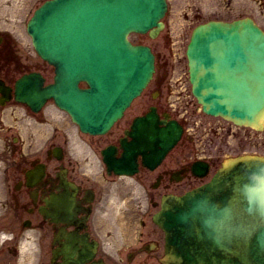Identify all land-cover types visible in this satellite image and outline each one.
Returning <instances> with one entry per match:
<instances>
[{"label": "water", "instance_id": "95a60500", "mask_svg": "<svg viewBox=\"0 0 264 264\" xmlns=\"http://www.w3.org/2000/svg\"><path fill=\"white\" fill-rule=\"evenodd\" d=\"M234 23L195 30L192 78L204 108L254 125L264 120V33L249 19ZM96 62L110 79L111 66L102 58ZM115 84L110 82L114 92ZM156 217L175 255L170 264H264V158L228 160L209 182L163 200Z\"/></svg>", "mask_w": 264, "mask_h": 264}, {"label": "flooded vegetation", "instance_id": "af4514ba", "mask_svg": "<svg viewBox=\"0 0 264 264\" xmlns=\"http://www.w3.org/2000/svg\"><path fill=\"white\" fill-rule=\"evenodd\" d=\"M7 43L8 39L4 36L2 41L0 40V80L6 85L11 84L17 75V71L19 72L25 67L18 59L5 55ZM0 128L4 129L2 124H0ZM10 130L9 127H6L4 137L0 139V148L4 151V153L0 152V164L6 176V186L3 189L5 197L3 201L0 199V207L3 208V213L0 215V225L6 226L10 230L15 243L14 247L10 245L5 247L8 255L4 264H19L17 241L25 235L26 230L32 234L33 238H36L35 231L39 233L38 264H61L64 262L62 254L55 258L52 256V247L57 245L52 243L54 223L50 217L45 218L40 210V206L44 204L41 200L43 186L36 189L35 184L29 185L28 179L25 177L27 171L36 164L35 151L25 150L19 140L9 135ZM220 130L221 142L228 146V140L227 138L224 140V134L229 135V127L223 125ZM230 135L234 143L240 147L246 143L245 138L254 142L258 133L237 129ZM40 160L46 164L44 186L47 193H50L52 191L50 177L56 178L59 170L56 169V165L52 167L51 160L47 157ZM210 163L212 164L213 160ZM188 164V159H185L183 165H179L174 159H169L156 174L159 181L153 184L151 191L148 192L150 196H146V198L155 205L156 199L163 191L179 192L183 185L193 184L194 179L186 171ZM64 165L67 178L77 185V190L75 189L76 186L70 189V197L72 198L70 214H68V204H62L59 224L66 231H74L76 220L80 232L88 233L87 250L86 252L79 251L81 255H86V258H81V264H100V260L101 264H160L159 257L163 251V239L161 230L151 219L153 210L146 207L142 209V207L137 206L134 211H124L122 213L125 216L124 219H117L113 209L112 221V208L100 202L99 193L95 186L89 184V180H85L70 161H65ZM176 167L187 175L188 181L181 184L179 181L173 180V172ZM148 174L147 171H142L139 178L145 182L148 179ZM52 181L57 182V179H52ZM105 208L109 211H106ZM139 209H142L143 212H140ZM140 213L144 215L145 220L142 240L136 244L133 226L136 214ZM100 216L103 218L101 219ZM62 239L63 241L66 240L65 235Z\"/></svg>", "mask_w": 264, "mask_h": 264}, {"label": "rangeland", "instance_id": "374dc122", "mask_svg": "<svg viewBox=\"0 0 264 264\" xmlns=\"http://www.w3.org/2000/svg\"><path fill=\"white\" fill-rule=\"evenodd\" d=\"M30 0H28L29 2ZM220 0H169V10L165 17L166 27L162 32V37H158L154 40L148 39L147 37L139 34H131L130 37L134 41L147 42L152 44L160 53L167 52L170 48L173 50L174 57L170 58V61H173L177 58L175 55L176 51L179 53H184L185 43L187 41L191 27L198 21L205 20L210 16H214L209 12L205 11L204 7L215 8L213 11L220 8L217 12L220 16L230 17L236 12L237 8H224V11L221 6H225ZM239 5V3H238ZM243 5V4H241ZM226 7V6H225ZM232 14V15H230ZM169 35V36H168ZM169 46H168V40ZM163 42V43H162ZM162 43V44H161ZM168 53V52H167ZM177 53V55H180ZM160 59V57H159ZM176 61V60H175ZM179 63V64H178ZM177 66L185 70L186 59L183 57L181 62L178 61ZM182 63V64H181ZM141 97L137 98L133 103L134 107H138ZM132 105V106H133ZM134 113H137V109H132L128 114V118L132 117ZM89 143H94V140H97L96 137H85L84 138Z\"/></svg>", "mask_w": 264, "mask_h": 264}]
</instances>
